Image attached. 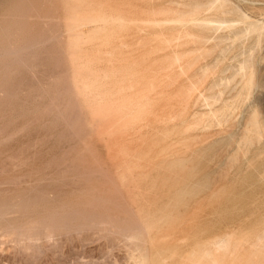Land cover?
<instances>
[{
  "label": "rangeland",
  "instance_id": "rangeland-1",
  "mask_svg": "<svg viewBox=\"0 0 264 264\" xmlns=\"http://www.w3.org/2000/svg\"><path fill=\"white\" fill-rule=\"evenodd\" d=\"M68 4L0 0V264H264V0Z\"/></svg>",
  "mask_w": 264,
  "mask_h": 264
},
{
  "label": "bare ground",
  "instance_id": "bare-ground-1",
  "mask_svg": "<svg viewBox=\"0 0 264 264\" xmlns=\"http://www.w3.org/2000/svg\"><path fill=\"white\" fill-rule=\"evenodd\" d=\"M44 1H46V2H47V1H48V2L51 1L52 3L54 2L56 6L58 5L59 7L64 8L63 11L65 10L66 7L69 8V6H70V4H68V2H70V0H44ZM214 1H215V0H214ZM221 2H222V0H221ZM202 3H203V2H202ZM74 4H75V2H74ZM192 4H193V3H192ZM192 4H191V6H192ZM197 4H198V3H197ZM200 4H201V2H200ZM55 5H53V7H55ZM58 6H57V7H58ZM191 6H190V7H191ZM195 6H196V5H195ZM197 6H199V5H197ZM201 6H202V4L199 6V8H201ZM59 7H58V8H59ZM70 7H71V6H70ZM72 7H73V6H72ZM193 8H194V7H193ZM66 9H67V8H66ZM73 10H74V9H73ZM187 10H188V9H187ZM199 10H200V9H199ZM199 10H198V11H199ZM68 11L70 12V10H68ZM74 11H75V10H74ZM194 11H195V10H193V11H191V12L194 13ZM198 11H196V16L198 15L197 13H199V15H200V13L203 12V11H201V10H200L201 12H200V11L198 12ZM188 12H190V10H188ZM188 12H186V18H187V13H188ZM191 12H190V13H191ZM12 13H13V12H12ZM70 13H71V12H70ZM73 13H74V12H73ZM1 14H2V13H1ZM1 14H0V15H1ZM3 14H4V13H3ZM45 14H46V13H45ZM191 14H192V13H191ZM188 15H189V13H188ZM194 15H195V14H194ZM194 15H193V16H194ZM199 15H198V16H199ZM47 16H48V15H47ZM66 16H68V14H67ZM184 16H185V15H184ZM198 16H197V18H198ZM3 17H4V16H3ZM3 17L0 16V18H3ZM5 17H6V16H5ZM5 17H4L3 19H5ZM7 17H8V16H7ZM16 17H17V16H16ZM194 17H195V16H194ZM50 18H51V17H50ZM50 18H48V22H51V21L53 20V18H52V19H50ZM186 18H185V19H186ZM191 18H192V17H191ZM197 18H196V19H197ZM189 19H190V18L186 19V21L189 22ZM192 19H193V18H192ZM192 19H190L191 22H192ZM1 20H2V19H1ZM43 20L45 21V17L43 18ZM193 20H195V18H194ZM46 21H47V19H46ZM121 21H122V20H121ZM180 21H181V19H180ZM201 21L203 22V20H201ZM205 21H206V20L204 19V22H205ZM48 22H47V23H48ZM53 22H55V20L52 21V23H53ZM196 22H197V21H195L194 23L197 24ZM202 22H201V24L205 25L206 22H205V23H204V22L202 23ZM56 23H57V22H56ZM58 23H60V22H58ZM58 23H57V24H58ZM198 23H199V19H198ZM49 24H50V23H49ZM53 24H54V23H53ZM83 24H86V25L83 26V27H87V26H90V27H91V26L94 25V24H93V25H88V23H83ZM192 24H193V23H192ZM201 24H200V25H201ZM206 24H207V23H206ZM256 24H257V23H256ZM256 24H255V25H256ZM259 24H260V23H259ZM54 25H55V24H54ZM157 25H158V24H157ZM159 25H161V24H159ZM197 25H198V24H197ZM261 25H262V24H261ZM261 25H259V26H261ZM56 26H57V25H56ZM162 26H163V25H162ZM193 26H195V25H193ZM205 26H206V25H205ZM198 28H199V27H198ZM200 29H201V28H200ZM48 30H49V29H48ZM48 30H47V31H48ZM189 30H190V29H189ZM189 30H188V32H189ZM192 30H194V29H192ZM49 31H50V30H49ZM196 31H197V30H196ZM193 32H194V31H193ZM67 33H69V31H68ZM182 33H183V32H182ZM48 34H49V33H48ZM48 34H47V36H48ZM50 35H51V34H50ZM50 35H49V36H50ZM180 35H181V34H180ZM187 35H188V34H187ZM192 35H193V34H192ZM192 35L190 34L191 37H192ZM47 36H46V38H47ZM51 36H52L53 39H57V40H60V41L62 40V39H60V38H58V37H56V36H54V35H51ZM67 36H68V35H67ZM188 36H189V35H188ZM193 36H195V37L198 38V36H196V35H193ZM203 36H204V35H203ZM180 38H181V37H180ZM184 38H185V37H184ZM197 38H196V39H197ZM43 39H44V38H43ZM189 39H190V37H189ZM193 39H194V38H193ZM198 39H200V38H198ZM208 39H209V38H208ZM45 40H46V39H45ZM47 40H48V39H47ZM47 40H46V42H47ZM64 40H66V38H64ZM42 41L44 42V40H42ZM41 43H42V42H41ZM41 43H40V45H41ZM43 44H45V43H43ZM35 45L38 46L37 43H35ZM33 46H34V45H33ZM20 48H21V47H20ZM41 48H42V47H41ZM41 48H40V49H41ZM12 49H13V48H12ZM22 49H24V47H22ZM27 49H28V48H27ZM27 49H26V50H27ZM35 49H36V50H37V49L39 50V47H38V48H35ZM42 49H43V48H42ZM18 50L21 51V49H17V51H18ZM17 51H16V48H15V50H12L10 53H11V54H12V53H17ZM19 51H18V52H19ZM28 51H30V50L28 49L26 53H28ZM32 51H33V50H32ZM39 51H40V50H39ZM34 52H35V51H34ZM36 52H38V51H36ZM7 53H9V52H7ZM10 53H9V56H10ZM23 53H25L24 50H23ZM3 54H4V53H3ZM18 54H20V53H18ZM18 54H14V55L19 56ZM21 54H22V53H21ZM21 54H20V55H21ZM11 56H12V55H11ZM3 57H4V56H3ZM19 57H20V56H19ZM172 60H173V59H172ZM175 61H176V60H175ZM175 61H174V62H175ZM172 64H173V63H172ZM81 86H82V85H81ZM88 86H89V85H88ZM81 90L84 92V86H83V88H82ZM85 90H86V88H85ZM89 92H90V91H89ZM86 93H87V91H86ZM83 94H84V93H83ZM80 96H81V95H80ZM81 97H82V96H81ZM81 97H80V98H81ZM84 97H86V96L84 95ZM77 98H78V97H77ZM78 99H79V98H78ZM81 99H82V98H81ZM83 99H84V98H83ZM83 99H82V100H83ZM80 101H81V100H80ZM85 101L88 103L87 100H85ZM86 102H85V103H86ZM83 103H84V102H83ZM89 104H90V105H93L94 103L91 104V102H90ZM83 106H85V105H83ZM93 106H94V105H93ZM93 106H92V107H93ZM52 108H53V107H52ZM82 108H83V107H82ZM88 108H89V107H88ZM54 109H56V108H54ZM59 109H60V108H59ZM85 109H86V107H85ZM49 110H50V109H49ZM49 110H47V111H49ZM57 110H58V109H57ZM76 110H77V109H76ZM82 110H83V109H82ZM86 110H87V109H86ZM54 112H55V111H54ZM54 112H53V113H54ZM56 112H57V111H56ZM56 112H55V113H56ZM58 112H59V111H58ZM86 112H87V111H86ZM88 112H89V111H88ZM48 113H49V112H48ZM51 113H52V111H51ZM63 113H64V112H63ZM70 113H71V112H70ZM76 113H77V112H76ZM57 114H58V113H57ZM64 114H65V113H64ZM64 114H63V115H64ZM45 115H46V114H45ZM60 115H61V113H60ZM48 116H49V115H48ZM57 116H58V115H57ZM65 116H66V115H65ZM49 117H52V116H49ZM49 117H48V118H49ZM66 117H70V115H69V116H66ZM54 118H55V117H54ZM58 118H59V117H58ZM61 118H63V117H61ZM63 119H64V118H63ZM56 120H57V119H56ZM57 121H58V120H57ZM52 122H53V121H52ZM62 122H63V121H62ZM64 123H65V122H64ZM64 123H63V124H64ZM65 124H66V123H65ZM73 124H74V123H73ZM68 125H69V124H68ZM65 127H66V126H65ZM67 127H68V126H67ZM71 127H72V126H71ZM71 127L69 126V128H71ZM71 129H72V128H71ZM67 130H68V129H67ZM69 131H70V130H69ZM70 132H71V131H70ZM32 235H34V233H33ZM135 238H137V237L135 236ZM135 238H134V239H135ZM37 239H38V237H36V236L30 238L31 242H30L29 244H26V245L20 247L19 252H21L22 255H26L27 252H28L27 250L30 249V248H32V249H33L32 252H33L34 254H35V253H37V254L40 253L41 250H42V248H43L44 246H46V243H45V242H43V243L38 242ZM132 241H133V240H132ZM131 244H132V242H131ZM208 247H209V249L211 248L210 246H208ZM209 249H207V250H208V251H211V250H209ZM207 250H206L205 253H203V254H201V255L199 254V255H200V256H199L200 259H199L197 262H199V263L202 262V263H205V264H207V263H208V264H211V263H209V262H212V263H213L212 259H210L211 261L208 262V260H209V252H208ZM203 252H204V251H203ZM210 254H211V252H210ZM211 256H212V254H211ZM211 256H210V257H211ZM141 258H142V256H141ZM143 258H144V257H143ZM196 258H198L197 255H196ZM212 258H213V257H212ZM142 260H143V259H142ZM195 260H196V259H195ZM195 260H194V263H197V262H195ZM214 260H215V259H214ZM200 261H201V262H200ZM139 263H140V261H139ZM194 263H193V261H192V264H194ZM202 263H201V264H202ZM141 264H143V263L141 262ZM213 264H214V263H213Z\"/></svg>",
  "mask_w": 264,
  "mask_h": 264
}]
</instances>
